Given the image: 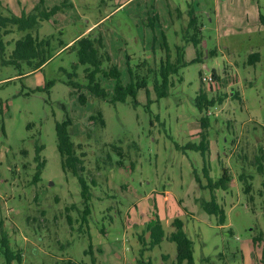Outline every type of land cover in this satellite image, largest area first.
Instances as JSON below:
<instances>
[{
	"label": "rangeland",
	"instance_id": "374dc122",
	"mask_svg": "<svg viewBox=\"0 0 264 264\" xmlns=\"http://www.w3.org/2000/svg\"><path fill=\"white\" fill-rule=\"evenodd\" d=\"M68 2L0 0L3 15L6 8L21 15L35 6H61L31 31L50 38V58L38 69L31 67L35 61H10L14 41L25 31L7 24L1 35L0 228L21 255L10 264H144L137 261L141 256L164 264L163 254L172 262L173 242L163 239L146 249L154 216L166 236L174 218L182 220L194 264H264V174L253 165L255 156H264V30L258 21L264 0ZM189 9L200 28L197 47L182 37ZM101 17V24L93 25ZM91 28L111 32L106 46L122 83L129 79L127 65L133 69L143 59L158 65L166 47L174 61L180 46L184 65L169 77L167 94L157 98L149 77L136 105L130 97L115 103L94 97L83 87L87 100L81 104L69 80L85 84L84 65L68 46ZM212 71L217 77L209 86L201 76ZM102 84L112 92L113 80ZM200 91L221 102L198 109ZM201 117L208 121L205 128ZM64 118L71 121V138L90 185L85 222L80 185L62 170L56 147L55 122ZM37 145L43 147L35 160ZM204 162L213 180L222 168L230 177L226 190L214 191L225 211L223 225L200 205V198L210 197L194 177L196 172L206 184ZM240 173L250 184L248 193ZM0 264H7L1 254Z\"/></svg>",
	"mask_w": 264,
	"mask_h": 264
},
{
	"label": "trees",
	"instance_id": "16d2710c",
	"mask_svg": "<svg viewBox=\"0 0 264 264\" xmlns=\"http://www.w3.org/2000/svg\"><path fill=\"white\" fill-rule=\"evenodd\" d=\"M65 2L67 4L69 3L68 0H65ZM60 7V5L50 8H40V6H35L33 13H23L21 15L14 14L8 8H6L8 15H3L0 11V51L4 50V44L1 40V35L3 34L2 31H5L3 29H5L7 24L14 25L16 26L17 30L25 31V34L14 41V48L10 55V61L16 63L18 61L24 60L27 61L28 64H31L32 61H35L34 64L31 65L32 69L34 70L40 68L50 58V55H48L50 38L39 39L37 36H33L31 31L38 28L40 21L49 20L52 15H54L59 10ZM187 16V24L182 37L184 38L185 42H192L194 46L197 47L201 42L200 28L197 24V18L192 9L187 11ZM258 21L264 30L263 14L259 13ZM68 48L75 52L77 62L84 65L83 74L85 84H80L73 80H69V84L76 88L78 100L81 104L87 100L86 95L80 90L81 87H83L86 88L90 95L94 97L105 99L112 103L124 102L127 97H130L133 105H136L138 103L136 100L137 92L139 89H145V91H147L149 77L153 78V89L156 93V97H163L167 94L168 86L171 85L169 77L177 72L179 66L184 65V62L181 63V61H183L181 47L176 46V58L174 61L170 60L169 49L166 47L167 49L165 51V59H161L158 65L151 66V64H149L145 59L135 64L133 69L127 65L126 68L129 79L126 83H122L120 79L121 71L118 66L111 61L110 55L106 49L103 37L100 32L96 31L81 35L73 40ZM207 52L209 54V51ZM210 54L213 53L211 52ZM200 55L201 52L197 54L194 60H201ZM75 67L76 64H74V68ZM211 73L214 78L217 77L215 72L212 71ZM103 79L114 81L112 92L109 93L103 86ZM150 101L151 100L148 98L147 103ZM216 101L221 102V97L216 96V98H207L202 91H200L195 98V104L198 109H201L202 106L205 108L212 106ZM92 117L93 116H91V118ZM98 118L100 124L103 125L104 122L100 115ZM199 122L200 128H205L208 121L205 117H201ZM70 125L71 121L69 118H64L61 121L55 122L56 147L60 156L62 170L64 172H70L73 176H75L80 185V194L83 204L81 219L85 222L87 220L88 214L90 213L89 201L91 198V191L90 185L88 184V181L83 173L84 165L82 157L76 153V147L71 138V132L69 130ZM189 145H193L195 149L197 148L194 144L189 143ZM42 147V145H37L35 147V160H38V153ZM199 147L202 148V142H200ZM203 164L204 166L202 168V173L206 178V184H200V179L196 172H194V177L196 182L202 188H207L209 190L210 197L208 200L200 198V205L207 214H212L216 217V221L219 225H223L226 219L225 211L223 207L218 204L214 191L217 189L226 190L228 188L230 177L227 170L222 168L219 178L213 180L209 176V167L205 164V162ZM43 165V160L38 161L36 171L34 173V179H38ZM253 165L255 166L257 172L264 174V156L262 154L255 156ZM239 178L243 182V192L248 193L250 191V184L247 182L245 175L240 173ZM1 225L2 224L0 222V227ZM172 227L174 228L173 231L170 232L168 236H166L157 216L151 218L149 224L147 225L150 240L148 243V248L146 249H152L154 246L159 245L163 239H166L167 241L173 242L175 244L176 252L175 260L172 262H166L168 255L163 254L162 259L165 262L164 264H194L193 242L185 233L182 220L177 217L174 218L172 221ZM140 240L143 244L144 240L142 238ZM142 249L141 251H143ZM0 254L4 256L7 264H10L12 260H17L19 262L21 261L20 253L13 250V248L10 246L8 233L1 228ZM137 261L144 264H153L149 258L144 260L142 256L137 259Z\"/></svg>",
	"mask_w": 264,
	"mask_h": 264
},
{
	"label": "crops",
	"instance_id": "0c3cea01",
	"mask_svg": "<svg viewBox=\"0 0 264 264\" xmlns=\"http://www.w3.org/2000/svg\"><path fill=\"white\" fill-rule=\"evenodd\" d=\"M119 5H121V4H119ZM101 19H102V17L99 19V20H97L96 22H94L93 23V25H95L96 23H100L101 24ZM93 25L91 26V27H93ZM90 30H92V28L90 29ZM90 30H88L87 31V29H84V31H82L81 33H79L74 39H72L70 42H69V44H71L72 42H73V40H75L77 37H79V36H81V35H85V34H88V33H93V32H96L95 30H92V31H90ZM90 31V32H89ZM98 32H100L99 30H97ZM101 33V35H102V37H103V41H104V44H105V46H106V41H107V37L109 36H111V32H106V33H103V32H100ZM205 43V42H204ZM68 44V45H69ZM106 49H107V46H106ZM108 51V50H107ZM109 53V52H108ZM109 55H110V58H111V61H112V57H111V54L109 53ZM113 62V61H112ZM114 63V62H113ZM116 64V63H115ZM117 65V64H116ZM195 129H197V128H195Z\"/></svg>",
	"mask_w": 264,
	"mask_h": 264
},
{
	"label": "built area",
	"instance_id": "2783aa9c",
	"mask_svg": "<svg viewBox=\"0 0 264 264\" xmlns=\"http://www.w3.org/2000/svg\"><path fill=\"white\" fill-rule=\"evenodd\" d=\"M201 80L208 83L209 86H212L213 83L215 82V78L212 75V73L208 74V75H202L201 76ZM207 114H209V112H207Z\"/></svg>",
	"mask_w": 264,
	"mask_h": 264
}]
</instances>
